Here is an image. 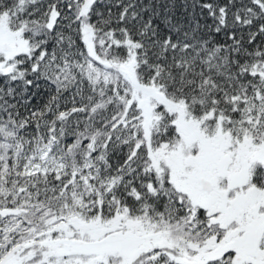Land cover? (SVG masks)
<instances>
[{
    "label": "snow or ice",
    "instance_id": "snow-or-ice-1",
    "mask_svg": "<svg viewBox=\"0 0 264 264\" xmlns=\"http://www.w3.org/2000/svg\"><path fill=\"white\" fill-rule=\"evenodd\" d=\"M0 264H264V0H0Z\"/></svg>",
    "mask_w": 264,
    "mask_h": 264
}]
</instances>
